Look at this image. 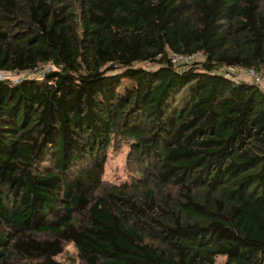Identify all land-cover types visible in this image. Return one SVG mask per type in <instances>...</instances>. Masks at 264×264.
Listing matches in <instances>:
<instances>
[{
  "label": "trees",
  "instance_id": "trees-1",
  "mask_svg": "<svg viewBox=\"0 0 264 264\" xmlns=\"http://www.w3.org/2000/svg\"><path fill=\"white\" fill-rule=\"evenodd\" d=\"M236 66L264 75V0H0V72L44 70L0 79V264H264V88Z\"/></svg>",
  "mask_w": 264,
  "mask_h": 264
},
{
  "label": "rangeland",
  "instance_id": "rangeland-1",
  "mask_svg": "<svg viewBox=\"0 0 264 264\" xmlns=\"http://www.w3.org/2000/svg\"><path fill=\"white\" fill-rule=\"evenodd\" d=\"M188 66V65H187ZM45 70L49 69L48 66L44 68ZM44 70H39V72L31 73H2V77L9 78L12 81H18L25 77H32V76H38L41 74ZM229 72H231L230 76L233 78L240 80V81H247L252 82L251 78L247 75L246 71L240 70V69H228ZM227 73V72H226ZM124 86L131 85L132 83L129 80H123ZM126 153L127 149L112 153L110 155V160L106 166V172L104 175V178L111 181H124L129 179V175L125 170V164H126ZM67 255L73 257L76 254L75 248L73 245L69 244L67 247ZM62 260L69 262H73L72 259H68L66 256L61 257ZM70 264V263H69Z\"/></svg>",
  "mask_w": 264,
  "mask_h": 264
},
{
  "label": "built area",
  "instance_id": "built-area-1",
  "mask_svg": "<svg viewBox=\"0 0 264 264\" xmlns=\"http://www.w3.org/2000/svg\"><path fill=\"white\" fill-rule=\"evenodd\" d=\"M205 58V55L202 52L197 53H171V60L175 65H191L196 62H201ZM50 68V66H49ZM228 69H240L246 71L247 75L251 78L252 82H255L259 84L262 88H264V75L256 70V68H247L244 69L242 67L236 66V67H230ZM2 73L0 72V79L5 78L2 77ZM229 76V74H228Z\"/></svg>",
  "mask_w": 264,
  "mask_h": 264
}]
</instances>
